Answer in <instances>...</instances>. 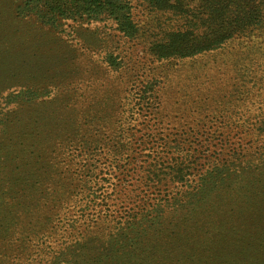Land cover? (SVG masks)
Returning <instances> with one entry per match:
<instances>
[{
  "label": "rangeland",
  "instance_id": "rangeland-1",
  "mask_svg": "<svg viewBox=\"0 0 264 264\" xmlns=\"http://www.w3.org/2000/svg\"><path fill=\"white\" fill-rule=\"evenodd\" d=\"M119 1L132 38L110 19L50 27L0 0V264H264V28L157 60L152 43L186 16ZM235 74L243 87L226 85ZM148 170L176 202L161 214ZM218 205L257 208L259 222L246 238L180 242Z\"/></svg>",
  "mask_w": 264,
  "mask_h": 264
},
{
  "label": "trees",
  "instance_id": "trees-1",
  "mask_svg": "<svg viewBox=\"0 0 264 264\" xmlns=\"http://www.w3.org/2000/svg\"><path fill=\"white\" fill-rule=\"evenodd\" d=\"M204 1H206V5H204ZM143 2L148 7H155L161 14L171 13L172 16H186L187 19L183 25L185 31L168 35L169 39L163 44L160 43L162 42L161 39L152 43L157 49L153 53L157 60L166 58L190 59L205 52L215 51L239 35L264 28V0H200V6L203 5V7L196 9L190 7V0H143ZM21 11V14L33 16L41 24L50 27L55 26L60 20L92 21L106 18L116 24L117 30L124 37L132 38L136 34L130 9L125 1L23 0ZM189 16L191 19H188ZM195 19L198 22L201 21L199 25L203 27V33L200 36L193 32V28L198 23ZM236 66H232V71L240 73L238 70H234ZM245 78L244 75L235 74L230 79V83H226V85L231 88L243 87ZM259 124L262 128H257L259 135H261L258 137L264 140V123L259 122ZM228 127L237 129V125L234 123H230ZM247 144L251 145V142ZM144 156L146 157V155ZM152 161L148 163V166L156 169L155 164L152 165ZM142 162L146 164L145 160ZM168 177L171 181L172 178H176L170 174ZM142 184L149 190H157L162 187L161 193H158L160 194L159 201L150 206L151 210L158 207L154 211L159 210L161 214L164 206L176 203L174 198H169L166 187L168 185L164 184L163 179L159 178L153 171H147ZM175 186L178 187L176 184ZM261 204L264 207V201ZM255 209L257 208L245 207L244 210L233 205H218L216 209L211 208L209 219H207L208 217L207 220L203 219L202 222H204L201 224L191 223L186 227V230H183L181 234L179 233L180 242L181 239L185 238H198L201 241H207L215 236H221L218 240L230 236L246 238L250 230L259 222L260 216L253 214ZM157 225H164V223L157 221ZM142 231L136 232L137 239H141L140 233Z\"/></svg>",
  "mask_w": 264,
  "mask_h": 264
}]
</instances>
